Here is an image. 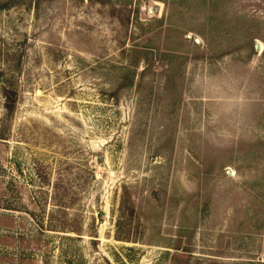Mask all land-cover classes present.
Segmentation results:
<instances>
[{
    "label": "rangeland",
    "instance_id": "1",
    "mask_svg": "<svg viewBox=\"0 0 264 264\" xmlns=\"http://www.w3.org/2000/svg\"><path fill=\"white\" fill-rule=\"evenodd\" d=\"M0 138V264H264V0H0Z\"/></svg>",
    "mask_w": 264,
    "mask_h": 264
},
{
    "label": "trees",
    "instance_id": "2",
    "mask_svg": "<svg viewBox=\"0 0 264 264\" xmlns=\"http://www.w3.org/2000/svg\"><path fill=\"white\" fill-rule=\"evenodd\" d=\"M3 98H4L3 107L5 108V111H6V117H8L14 111L15 104L17 102V95L15 92H13L11 90L7 91V89H6L4 92ZM0 139H2V138H0Z\"/></svg>",
    "mask_w": 264,
    "mask_h": 264
},
{
    "label": "water",
    "instance_id": "3",
    "mask_svg": "<svg viewBox=\"0 0 264 264\" xmlns=\"http://www.w3.org/2000/svg\"><path fill=\"white\" fill-rule=\"evenodd\" d=\"M156 11H157V10H156ZM188 39H191V36H188ZM197 43L199 44V41H197ZM256 50L259 51V46H258V45H256ZM228 175L230 176L231 174L228 173Z\"/></svg>",
    "mask_w": 264,
    "mask_h": 264
}]
</instances>
